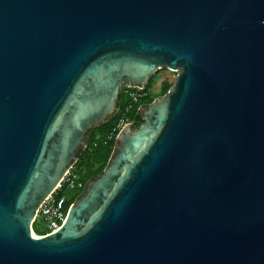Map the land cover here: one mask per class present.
<instances>
[{"label":"water","instance_id":"water-1","mask_svg":"<svg viewBox=\"0 0 264 264\" xmlns=\"http://www.w3.org/2000/svg\"><path fill=\"white\" fill-rule=\"evenodd\" d=\"M60 229L32 225L117 112ZM0 264H264V0H0Z\"/></svg>","mask_w":264,"mask_h":264},{"label":"trees","instance_id":"trees-1","mask_svg":"<svg viewBox=\"0 0 264 264\" xmlns=\"http://www.w3.org/2000/svg\"><path fill=\"white\" fill-rule=\"evenodd\" d=\"M161 71H166V69L158 70L157 73ZM152 85L153 77L149 79L146 88L141 90V93H144L145 96L138 99L136 102H134L129 96V93L135 91V89L123 88L120 91L116 115L103 125L90 131L87 137L86 147L81 151L77 162L72 168L73 175L78 182L86 185L88 182L95 180L102 174L109 162L116 143L114 136L117 135V132L115 131V128L121 116H125L128 122H132L133 127H138L142 123L138 113L139 108L147 107L156 98L165 95L172 87L173 82L168 80L162 81L159 90L155 93H151ZM82 192L83 190H79L77 191V196L68 198L66 208H69V206L80 197ZM32 230L36 236L44 235L38 232L36 222L33 223Z\"/></svg>","mask_w":264,"mask_h":264},{"label":"built area","instance_id":"built-area-1","mask_svg":"<svg viewBox=\"0 0 264 264\" xmlns=\"http://www.w3.org/2000/svg\"><path fill=\"white\" fill-rule=\"evenodd\" d=\"M125 88L135 89V91L129 93V96L134 102L145 96L144 93H141V89L139 88H127V87ZM132 125H133L132 122H128L125 116H121L115 128V131L118 134L125 126H132ZM114 137L116 139L117 135H115ZM72 170L73 169H71L65 175V177L60 182L58 187L54 190V192L40 206L36 214L34 223L38 222L39 219H43L46 223L47 232H45L44 235L42 236L55 233L62 226L68 211V208H66L68 204V199L64 197V192L67 189H75L79 191V190H84L85 188V184L78 182L76 177L73 175ZM42 236H38V237H42Z\"/></svg>","mask_w":264,"mask_h":264},{"label":"rangeland","instance_id":"rangeland-1","mask_svg":"<svg viewBox=\"0 0 264 264\" xmlns=\"http://www.w3.org/2000/svg\"><path fill=\"white\" fill-rule=\"evenodd\" d=\"M157 72L154 73L155 75L153 74L154 76L153 75L151 76L153 77V85H152L151 93L157 92L161 86V82L164 80H168L174 83L177 75V73H171L168 72L167 70L161 71L159 73ZM74 196H77V190L75 189H67L64 192V197H66L67 199L72 198ZM36 228L40 234H44L45 232H47L46 223L43 219H39L38 222H36Z\"/></svg>","mask_w":264,"mask_h":264},{"label":"bare ground","instance_id":"bare-ground-1","mask_svg":"<svg viewBox=\"0 0 264 264\" xmlns=\"http://www.w3.org/2000/svg\"><path fill=\"white\" fill-rule=\"evenodd\" d=\"M34 237H36V235L34 233H32Z\"/></svg>","mask_w":264,"mask_h":264},{"label":"flooded vegetation","instance_id":"flooded-vegetation-1","mask_svg":"<svg viewBox=\"0 0 264 264\" xmlns=\"http://www.w3.org/2000/svg\"><path fill=\"white\" fill-rule=\"evenodd\" d=\"M133 127V126H132Z\"/></svg>","mask_w":264,"mask_h":264}]
</instances>
